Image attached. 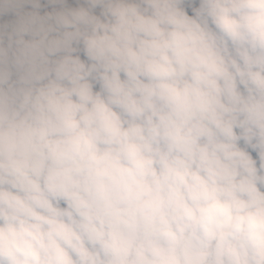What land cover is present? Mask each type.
Returning a JSON list of instances; mask_svg holds the SVG:
<instances>
[{
	"label": "clouds",
	"instance_id": "9594fccd",
	"mask_svg": "<svg viewBox=\"0 0 264 264\" xmlns=\"http://www.w3.org/2000/svg\"><path fill=\"white\" fill-rule=\"evenodd\" d=\"M0 264H264V0H0Z\"/></svg>",
	"mask_w": 264,
	"mask_h": 264
}]
</instances>
